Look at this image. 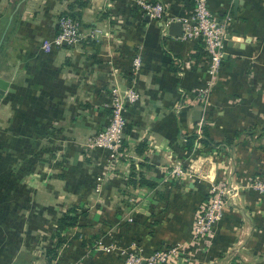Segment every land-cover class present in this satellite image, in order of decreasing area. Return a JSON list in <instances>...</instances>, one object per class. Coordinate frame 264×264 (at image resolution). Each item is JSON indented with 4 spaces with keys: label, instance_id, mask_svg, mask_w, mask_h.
I'll return each mask as SVG.
<instances>
[{
    "label": "crops",
    "instance_id": "1",
    "mask_svg": "<svg viewBox=\"0 0 264 264\" xmlns=\"http://www.w3.org/2000/svg\"><path fill=\"white\" fill-rule=\"evenodd\" d=\"M73 1L0 0V80L7 81L0 96V264H31L46 243L56 245V218L70 208L86 215L60 232L65 237L52 264H89L95 258L88 244L97 237L122 243L136 237L144 250L184 239L200 187L168 170L183 160H192L191 172L200 168L203 158L192 149L201 144V123L215 141L239 134L234 147L245 160L263 155L257 140L242 138L264 132V0H206L220 20L228 14L230 21L205 99L195 95L204 82L195 43L168 34L165 25L189 13L186 0H164L168 7L158 20L146 18L137 0ZM69 4L82 29L94 28L95 35L44 52L41 42L57 32V17ZM134 54L141 65L128 79ZM129 81L139 98L125 111L120 155L95 193L91 180L102 171L105 152L83 144L109 120L110 86L122 89ZM189 132L196 136L187 149L182 144ZM25 166L32 171L24 174ZM131 166L156 185L127 183ZM172 196L186 197L187 204L177 206ZM262 212L257 209L255 225L241 215L239 235L231 222L221 233L220 243L241 264H264L258 251L264 240L257 243ZM129 215L136 227L125 233ZM158 217L146 234L148 221ZM251 228L256 237L249 236Z\"/></svg>",
    "mask_w": 264,
    "mask_h": 264
},
{
    "label": "rangeland",
    "instance_id": "2",
    "mask_svg": "<svg viewBox=\"0 0 264 264\" xmlns=\"http://www.w3.org/2000/svg\"><path fill=\"white\" fill-rule=\"evenodd\" d=\"M203 125L207 126L201 123V126ZM261 125L264 127V123ZM254 134L255 137L249 133L242 139L258 141L254 144L262 146L256 150L257 153H263L261 160H245V157H241L243 152L234 147L239 142L240 135L237 134L231 138L230 143H224L221 139L218 140L220 142L218 145L209 149L196 142L192 151L195 157L203 158L198 170L191 172L188 169L187 165L192 160H183L179 163L183 172L187 173L182 177L188 176L198 188L200 187L196 205L191 212L189 231L184 239L160 243L149 250L147 247L144 250V247L134 240L125 239L122 243L118 238L114 239L109 235L108 240L106 236L97 237L100 241L97 246L95 245L98 240L88 244L87 253L91 252L95 258L89 264H137L138 257H143L147 264H241L243 261L237 254L229 255V252H226L220 243L222 242L220 237L230 222L233 227L235 226L233 230L235 236L239 235L238 228L243 214L251 225H255L260 216L257 209H262L261 216L264 220V132L258 130ZM12 156L14 157L13 153ZM175 165L176 162H173L169 166V174ZM211 167L214 172L209 180L207 175ZM31 171V167L25 166L23 173L28 174ZM129 198L133 201L131 195ZM212 208L215 211L209 215L208 212ZM250 231L249 236L256 237L255 230L251 228ZM259 236L257 243L261 239L264 240V231ZM232 241L234 242L235 238ZM44 246L45 249L40 253H35L31 264H52L51 259L61 244L56 246L54 254L51 251L47 252L49 244L46 243ZM258 251L264 254V250ZM234 256H238V259H234Z\"/></svg>",
    "mask_w": 264,
    "mask_h": 264
},
{
    "label": "built area",
    "instance_id": "3",
    "mask_svg": "<svg viewBox=\"0 0 264 264\" xmlns=\"http://www.w3.org/2000/svg\"><path fill=\"white\" fill-rule=\"evenodd\" d=\"M191 1L192 7L189 13L178 19L181 25V35L179 37L193 43L200 42L205 52V55L199 58L204 60V82L197 88L195 93L197 98L205 99L220 69L230 16L225 14L223 19L220 20L209 9L206 0ZM137 2L144 14L153 20L161 19L165 13V9L168 7L164 3V0H137ZM169 21L170 20L166 22V26ZM56 25L57 32L51 38L44 39L40 44V49L44 52H48L63 44L70 46L77 44L83 37L92 38L96 31L94 28H89L84 31L77 20L65 14H61L57 17ZM130 64L132 72L139 70L141 65L140 55L134 54ZM108 93V107L110 108L109 120L103 128L91 134L83 144L84 149L105 152V158L102 164L103 169L95 176L92 186V190L95 193L100 192L103 175L112 167L113 163L120 155L119 148L121 146V139L125 127V107L135 103L139 98L138 92L131 84L122 89L119 85L113 84L110 86ZM170 174L183 176L187 173L183 172L179 163H176ZM135 210L136 209H134V211ZM214 211V208H212L209 210L208 214L212 215ZM127 220H131L130 215L127 216ZM195 229H198L197 226ZM99 243V240L96 241L95 246ZM137 262V264L148 263L143 257H138Z\"/></svg>",
    "mask_w": 264,
    "mask_h": 264
},
{
    "label": "trees",
    "instance_id": "4",
    "mask_svg": "<svg viewBox=\"0 0 264 264\" xmlns=\"http://www.w3.org/2000/svg\"><path fill=\"white\" fill-rule=\"evenodd\" d=\"M73 3H75L77 5L85 4V2L81 1V0H74ZM186 3H187L189 8L192 7V1L191 0H186ZM72 6H73V4H69L68 10L65 11V12L60 13L59 15H61V14L68 15V16L74 18L75 20H77L79 22V24L81 25V22L79 21L78 17H76L75 13L71 12ZM194 49H195V53L193 54V56L195 58H201V57H203L205 55L204 54L205 52H204L200 42H196L195 43ZM169 69L171 71H174V72L177 70L176 68L172 67L171 65L169 66ZM126 76H127L128 79H130L132 77V71L130 69L126 73ZM129 83H130V81L127 83V85H129ZM128 107H130V105H127L125 107V111H126V109ZM108 110H109V114H110V108L109 107H108ZM124 116H125L124 131H125L126 123H127L126 122V112H124ZM195 136L196 135H195L194 132L185 133L184 136H183L184 141H183L182 145L184 147H186L187 149H190L192 140L195 138ZM198 140L201 143V145L203 147H205L206 149L214 148L216 145H218L220 143L219 141L213 140L209 136L208 128L205 125L201 126V137ZM223 142L224 143H230L231 142V138L225 137V138H223ZM121 143H122V139H121ZM141 146H144L143 142L136 146L137 152H141L142 151L141 150L142 149ZM24 169H25V167H24ZM132 169H133V167L131 166V171H130V173L128 175V179H127L128 182L127 183H132V185H135V186H146V187H149V188L150 187H154L156 185V182H154L153 180L144 178L143 174L140 171H138L137 168H135V170H132ZM8 171H9V168H8ZM95 176L96 175H94L93 180H91L92 186H93V183H94ZM90 186H91V184H90ZM25 201H28V199L26 198ZM171 201H173L174 204H177V206H180V207L183 206L184 204H187L186 197H184L183 200H180L179 196H178V198L175 197V196H172ZM81 215H86V214L84 213V211L76 212V210L74 208H70V209L66 210L65 212L61 213L56 218L57 226H56V230L54 232L56 237H57L56 245L49 246L50 248L47 249V252L51 251V253L53 252V254H54L56 246L58 244H60L63 241L64 237H65V236H61L60 232L62 230H64V229H66V228L77 226L78 225L79 216H81ZM156 220H160V218L158 217V218H156L154 220L152 219V220H150L151 222L148 221V224L145 226L146 228H149V229H146V234L148 233V235H152L154 229L151 228V224L153 222H156ZM125 224L127 225V227H125V229H124L125 233H128V231H131V232L134 231V229H135L134 227H136V221L134 220V218L132 216H131V220L128 223H124V225ZM74 236H77V234H74ZM118 239L122 240L119 237H118ZM127 240L139 241L138 238L132 237V236L130 238H128ZM82 244H83V241H82Z\"/></svg>",
    "mask_w": 264,
    "mask_h": 264
},
{
    "label": "water",
    "instance_id": "5",
    "mask_svg": "<svg viewBox=\"0 0 264 264\" xmlns=\"http://www.w3.org/2000/svg\"><path fill=\"white\" fill-rule=\"evenodd\" d=\"M146 18H148L146 16ZM168 34L172 36H180L181 35V25L180 22L171 21L167 26ZM7 87V81L0 80V96L3 94L4 90ZM192 184H190L191 186Z\"/></svg>",
    "mask_w": 264,
    "mask_h": 264
}]
</instances>
